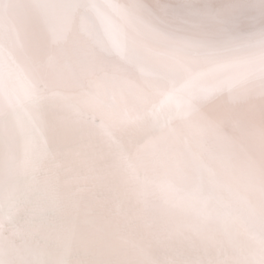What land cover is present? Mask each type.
Masks as SVG:
<instances>
[{"label": "snow or ice", "instance_id": "6c2138e0", "mask_svg": "<svg viewBox=\"0 0 264 264\" xmlns=\"http://www.w3.org/2000/svg\"><path fill=\"white\" fill-rule=\"evenodd\" d=\"M0 264H264V0H0Z\"/></svg>", "mask_w": 264, "mask_h": 264}]
</instances>
